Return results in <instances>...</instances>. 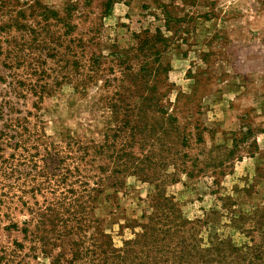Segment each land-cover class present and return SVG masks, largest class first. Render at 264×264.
<instances>
[{
	"label": "rangeland",
	"instance_id": "rangeland-1",
	"mask_svg": "<svg viewBox=\"0 0 264 264\" xmlns=\"http://www.w3.org/2000/svg\"><path fill=\"white\" fill-rule=\"evenodd\" d=\"M107 1L0 0V25L26 26L0 32V264H91L92 225L121 247L152 181L184 218L209 217L202 244L215 231L264 263V0ZM156 31L159 55L134 58ZM135 104L153 128L122 138ZM119 147L142 177L96 171ZM97 176L122 185L92 201Z\"/></svg>",
	"mask_w": 264,
	"mask_h": 264
},
{
	"label": "trees",
	"instance_id": "trees-1",
	"mask_svg": "<svg viewBox=\"0 0 264 264\" xmlns=\"http://www.w3.org/2000/svg\"><path fill=\"white\" fill-rule=\"evenodd\" d=\"M40 8L39 15L42 21H44L43 25L45 27H48L47 24H49L50 19L56 21L59 19L57 11L44 6ZM109 8L110 1L108 0L105 3V13ZM8 21L1 22L0 32L10 33L12 29L21 30L26 28L25 25L16 22L15 19L10 18ZM27 28L31 29V27ZM158 42L161 44L165 42L163 37L160 36L159 31L138 39V43L133 47V50L136 51V53H133V57H137V51H141L144 48H148L152 55H159L160 52L156 46ZM118 56L120 61L123 58H127L125 54ZM100 57L97 54L93 55L92 64L97 65ZM138 70L140 71L141 68ZM149 92L154 93V87L148 89ZM45 94L46 96L50 95L44 89L43 94L37 96L42 97ZM33 106H35L34 103ZM112 106L114 107V111L121 109V104H114ZM133 108L135 110L137 105L135 104ZM137 110L139 113L134 115L132 119L128 118V111L125 110L126 120L125 122H123V119L121 120L120 129L125 128L126 133L121 135L122 138L127 137L128 139L132 137V133L134 132L140 133L145 129L150 131L153 128V121L151 124L143 121V116L141 115L145 113V110L143 108H137ZM154 110L156 113L162 112L161 109ZM160 118L161 120L168 119V121L170 119L165 116H161ZM121 150L122 148L120 147L116 150L113 149L109 156L111 158L110 163L99 164L96 166V171H108L112 175L134 174L142 177V169H138L136 166L130 169L129 164L121 163L119 159L114 160ZM92 153L101 154L104 157L107 156L104 145L98 147V149L93 148ZM132 155V152L126 153V156L129 158ZM104 181V178L98 176L96 179H93L92 201H95L96 195L101 193L105 186L117 190L122 185V182L116 178L111 183H104ZM149 183L153 186V190L147 195L145 201L147 210L141 216L142 222L135 224L140 230L133 237L123 240L121 247H114L110 236L100 227L95 225L93 227L92 225L91 264H264L257 245L252 244L238 247L230 239L224 238L215 231L211 232L210 230L209 234L206 235L207 243L202 244V238L199 236V233L203 232L202 229L212 222L209 220V217L207 219L196 218L195 220L184 218L173 196L166 194L163 182L152 181ZM93 222L94 224L96 223L94 220ZM61 257H63L62 253L52 257L51 263H59V258Z\"/></svg>",
	"mask_w": 264,
	"mask_h": 264
}]
</instances>
